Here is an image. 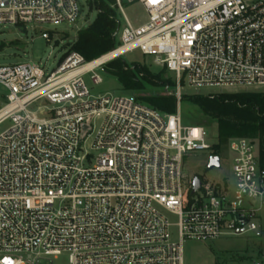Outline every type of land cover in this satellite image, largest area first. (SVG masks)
I'll return each instance as SVG.
<instances>
[{
	"label": "built area",
	"instance_id": "obj_1",
	"mask_svg": "<svg viewBox=\"0 0 264 264\" xmlns=\"http://www.w3.org/2000/svg\"><path fill=\"white\" fill-rule=\"evenodd\" d=\"M132 2L148 11L146 24L128 19L124 5ZM115 7L125 23L110 52L87 61L70 50L50 73L38 63L0 65L8 90L0 125L10 121L0 134V264H38L65 251L70 264H185L189 240L261 236L259 142L231 137L234 183L200 178L193 193L184 156L215 154L204 126L134 94L93 95L85 77L101 83L98 69L140 50L175 73L179 102L184 77L197 90L259 91L264 0H115ZM80 13L78 0H0V26L74 23ZM165 211L178 216V239Z\"/></svg>",
	"mask_w": 264,
	"mask_h": 264
},
{
	"label": "rangeland",
	"instance_id": "obj_2",
	"mask_svg": "<svg viewBox=\"0 0 264 264\" xmlns=\"http://www.w3.org/2000/svg\"><path fill=\"white\" fill-rule=\"evenodd\" d=\"M81 5V13L74 23H60L35 25H5L0 26V65H11L20 63H38L46 72H51L57 68L63 57L71 50L76 40L79 30L89 26L97 15L95 7L90 5V0H78ZM125 13L130 22L135 26H141L148 22L149 14L146 8L139 2L126 3ZM124 24L123 17H120ZM50 33V40L42 37V33ZM119 39V35H118ZM116 67H124L136 75L137 79L145 88L140 90L126 89L118 76L112 71ZM142 69L151 75H161L162 80H170L165 85L160 82H152L148 76L141 75ZM165 66L157 61L155 56L144 55L140 50H134L123 57L115 59L103 68L97 70L102 77L101 83L95 84L89 75L85 77L86 83L93 95H103L106 93L121 95L134 94L141 102L151 106L143 98L146 92H168L176 93L178 85L174 72L165 70ZM237 91H258L239 88H202L195 89L189 85L186 77L181 83L180 102L177 99V111H180L185 124H198L204 126L207 133V142L215 150L216 145H220L221 167L205 172L211 156L210 150H197L189 152L184 156L183 172L188 180L195 176L201 179L216 183L219 180L227 179L234 183L232 172V159L227 148V141H220L218 125L213 119L206 117L203 112L189 98L197 94H218L221 92ZM259 91H264L261 87ZM8 90L0 84V108L7 102ZM39 104L32 108L36 109ZM99 122L97 123L98 126ZM10 126V121L0 125V134ZM169 221L173 224L171 228L172 236L178 239V216L165 211ZM259 225L261 236L254 233L241 235H225L212 241H187L184 244L185 264H264V208L260 212ZM38 264H70L69 252H62L57 256H49L40 259Z\"/></svg>",
	"mask_w": 264,
	"mask_h": 264
},
{
	"label": "trees",
	"instance_id": "obj_3",
	"mask_svg": "<svg viewBox=\"0 0 264 264\" xmlns=\"http://www.w3.org/2000/svg\"><path fill=\"white\" fill-rule=\"evenodd\" d=\"M90 5L95 7L97 15L89 26L79 30L71 47V50L82 54L87 61L106 54L116 47L121 26L115 0H90ZM112 71L126 89L145 91L132 70L116 67ZM140 72L142 76H148L152 82L165 85L170 83V80L163 81L161 75H151L142 69ZM139 98L145 99L158 110L168 113L177 111L178 103L174 93L153 91L146 92ZM189 99L206 117L217 122L220 141L228 142L231 137H246L259 142L264 150V91L197 94ZM219 148L218 144L215 150L213 149L217 155H220Z\"/></svg>",
	"mask_w": 264,
	"mask_h": 264
},
{
	"label": "water",
	"instance_id": "obj_4",
	"mask_svg": "<svg viewBox=\"0 0 264 264\" xmlns=\"http://www.w3.org/2000/svg\"><path fill=\"white\" fill-rule=\"evenodd\" d=\"M89 130H90V127L84 126V130H83V133H82V138L85 136V134ZM220 167H221V157L219 155H217V154H213V155L210 156L209 163H208V166H207L205 172L207 173V172L211 171L214 168H220ZM193 183H194V187H193L192 192L194 193L201 187L202 181H201L199 176H195L194 179H193Z\"/></svg>",
	"mask_w": 264,
	"mask_h": 264
}]
</instances>
